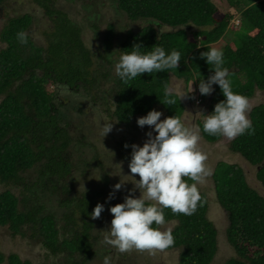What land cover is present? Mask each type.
Segmentation results:
<instances>
[{"label": "trees", "instance_id": "trees-1", "mask_svg": "<svg viewBox=\"0 0 264 264\" xmlns=\"http://www.w3.org/2000/svg\"><path fill=\"white\" fill-rule=\"evenodd\" d=\"M100 1L82 4L94 9L85 10L87 29L97 43L93 51L85 43L81 24L58 10L54 0H31L49 21L40 33L43 44L33 36L36 18L31 14L8 17L0 30V228L12 238L39 246L52 258L50 264H88L105 256L104 212L98 219L90 214L97 203L113 204V199H106L110 176L92 142L95 132L84 112L61 98V91L87 98L130 135L137 118L153 109L161 111L163 119L183 118L185 106L170 91L171 77L188 87L199 74L207 80L213 66L200 54L223 43L233 91L248 99L256 91L264 92V0H228V8L239 16L234 31L229 29L233 16L217 18L221 11L215 0H108L115 17L145 25L134 31L113 21L102 36L94 15L95 7L104 5ZM21 30L29 34L27 44L16 38ZM227 37L231 38L225 41ZM136 43L145 47L144 52L154 46L166 52L178 50V68L120 80L115 62ZM198 83L192 84L195 92ZM213 88L210 95L200 94L208 101V114L224 99L219 86ZM249 116L254 132L238 136L229 147L256 167V179L264 188V104L254 107ZM201 136L210 144L222 137L203 132V124ZM125 144H134L133 137L116 142L115 151L129 162L131 148ZM90 170L99 172V185L78 191V177L88 184ZM212 181L216 200L227 213L226 241L236 254L224 264H264V198L248 185L236 164L218 162ZM199 192L202 200L192 215L164 210L165 225H174V245L164 251L178 252V264H212L218 252V232L208 219L209 201ZM0 264L33 263L0 250Z\"/></svg>", "mask_w": 264, "mask_h": 264}, {"label": "clouds", "instance_id": "clouds-1", "mask_svg": "<svg viewBox=\"0 0 264 264\" xmlns=\"http://www.w3.org/2000/svg\"><path fill=\"white\" fill-rule=\"evenodd\" d=\"M16 38L21 44H27L29 34L21 30L17 32ZM144 48L136 43L131 51L121 53L115 62V73L120 80L127 82L143 74L178 68L181 61L178 50L166 52L162 46H154L151 51L144 52ZM200 57L213 66L211 75L205 80L199 74L191 82L190 90L180 99L193 91L192 84L197 80L198 90L194 94L210 95L214 91L213 85H218L224 97L214 105L210 114L200 113L204 117L203 132L229 140L254 132L249 118V99L233 91L230 70L224 66L223 50L211 47L202 52ZM166 95H170V92H166ZM168 103L172 104L173 100L169 99ZM162 115L161 111L153 109L138 117L137 126L142 129L148 126L150 131L145 133L146 139L142 145H124L125 148H131L128 168L132 175L128 176L136 181L135 189H142L145 195L142 196L140 191L139 197H135L134 190H130L122 203L108 208L112 220L108 230L104 231L106 235L103 242L120 253L132 250L164 251L172 247V230H161L160 227L166 224L164 210L171 209L174 214L192 215L202 200L197 184L212 174L205 163L207 155L199 148L200 127L188 124L176 115L161 119ZM112 128L113 123L109 122L104 127L103 137ZM134 176L139 179H134ZM185 177L194 183L189 184ZM122 186L123 183L114 185L107 200L113 199L114 193ZM151 201L154 203H149ZM104 211V204L97 203L90 215L93 219H98ZM104 264H109L108 257H105Z\"/></svg>", "mask_w": 264, "mask_h": 264}, {"label": "rangeland", "instance_id": "rangeland-1", "mask_svg": "<svg viewBox=\"0 0 264 264\" xmlns=\"http://www.w3.org/2000/svg\"><path fill=\"white\" fill-rule=\"evenodd\" d=\"M89 0H77L74 4L68 2V0H54L56 8L58 10L63 11L68 15V17L81 24L84 29V40L87 47L90 50H95L97 47V43L93 41L94 34H91L87 29V13L85 10L93 11L94 9H85L90 8V6H86L83 8V2ZM228 0H215L219 10L217 18H223L225 14H230L232 19L229 22V29L234 31V29L238 28L240 25L239 16H235V11L232 8H228ZM87 2L86 4H88ZM101 4L104 5H94L95 14L98 16L99 20V34L102 36L107 24L114 22H119L120 26L126 29H133L134 31L139 30L142 26L145 25V22L138 21L132 23L127 19H118L114 16V12L110 7L108 0H101ZM31 14L36 18L35 20V33L34 37L36 38L37 44H43L44 39L40 34L43 30L49 26V21L43 16L42 10L31 2V0H6L4 4H0V30L5 24V20L8 17H15L18 15ZM91 22V21H90ZM231 37H227L225 41L229 40ZM100 41V40H99ZM223 43L217 44L215 47H222ZM1 47V44H0ZM190 85V84H189ZM193 89V87H192ZM190 88L188 85L186 86L183 80H179L175 77H171L170 81V91L176 93L179 97L186 94ZM194 90L187 94L185 97H182L181 100L185 106V112L183 114V120H185L188 124L198 125L201 129V125L203 124L204 117L200 114L203 113L205 115L208 114V101L200 100L201 97L199 93L194 94ZM189 95L190 98H189ZM61 98L69 100L72 106L78 107V109L84 112V120L91 126L92 130L95 132V136L92 139V142L95 144L97 149L99 150L100 160L103 162L106 168V172L109 173L110 176V186L107 188V194L113 192V186L117 183H123L122 188L119 191L114 193L113 204L110 206H114L117 203H122L124 197L129 194L130 190H134V196L139 197L140 191L141 195H145L144 191L141 189H135L136 181L133 180L128 168V163L125 162L122 158H119L116 155V142L122 140L126 136L133 137L134 143L138 145H142L146 139L145 133L150 131L148 126H145L143 129L135 125V130L129 134V131L123 128L115 127V124L109 121L105 115H103L98 108L92 106L90 101L82 96H71L69 93L65 91H61ZM199 102V103H198ZM250 103V111L260 105L264 104V92L256 91L254 96L249 99ZM250 118V116H249ZM163 119V117H161ZM113 123L112 131L109 132L106 136L103 137L104 127L109 123ZM232 140H229L225 137H221V139L214 144L207 143L201 136V140L199 142V148L202 152L207 155L206 165L213 170L218 162H226L230 164L239 165L246 177V181L248 185L254 189L260 196L264 198V188L256 179V167L250 165L243 157L239 154H234L230 151V143ZM114 154V155H113ZM131 158V153H130ZM87 159H91L89 155ZM88 184L83 183V179L78 177V184L76 189L78 191L84 190L87 186L91 184L98 186L100 183V174L96 170H90L88 172ZM134 179L138 180V176H134ZM90 182V184H89ZM0 184V188H1ZM199 190L206 194L207 199L209 201V211H208V219L214 224L215 228L218 232V252L215 256V259L212 264H224L227 260L234 258L236 256L234 250L226 241V229L228 226L227 213L221 208L218 204L215 191L214 184L212 181V174L207 177L203 182L197 184ZM108 197H106L107 199ZM154 203V201H151ZM110 206L105 207L104 215L105 222L102 225V229L105 231L106 228L110 227V222L112 220V215L108 211ZM173 224L165 225L161 230H167L173 228ZM103 231V235L106 233ZM106 245V244H105ZM106 254L100 259H93L88 264H104L105 257L109 258V264H178L177 258L178 255L174 251L166 252V251H137L132 250L128 253H120L116 248L106 245ZM0 250L4 255L9 254H18L23 260H28L33 264H42L45 262L50 264L52 262V258L46 256L44 250H42L39 246H35L31 244L27 240L15 237L12 238L9 233L4 228H0Z\"/></svg>", "mask_w": 264, "mask_h": 264}]
</instances>
